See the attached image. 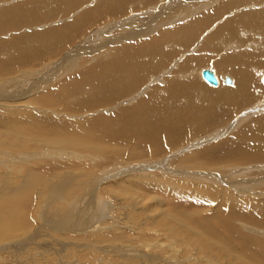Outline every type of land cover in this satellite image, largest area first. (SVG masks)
<instances>
[{
	"label": "rangeland",
	"instance_id": "1",
	"mask_svg": "<svg viewBox=\"0 0 264 264\" xmlns=\"http://www.w3.org/2000/svg\"><path fill=\"white\" fill-rule=\"evenodd\" d=\"M100 1L82 0L75 5L69 0H0V12L22 8L19 17L0 23V51L13 41H23L0 53L2 66L8 68L10 62H14L10 72L0 75V117L21 119L35 126L36 120L42 118L43 125H52L60 132H75L73 127L81 132L79 136L76 133L64 135L63 145L56 147L49 146L56 136L19 134L11 137L4 132L7 136L0 140V218L5 216L6 219L15 200L26 198L31 222L17 236L9 237L4 232L8 235L0 237V264L264 263L247 255L241 240L243 235L264 241V217L252 214V220L245 221L239 207L228 201L230 198L247 199L251 201L248 208L254 209L257 202L264 205V83L259 78V71L264 72V37L262 42H257L249 35L251 29L243 27V32L236 34V41L222 35L223 38L213 40L203 37L221 31V26L234 19L232 17L250 14L248 10H264V3L255 6L246 0L223 11L221 15L225 16L203 22L204 28L198 31L192 45L166 43L159 48L158 55L143 56L138 60L140 65L157 70L146 74V78L126 94L117 96V92L110 98L91 99L98 107L94 110L81 104L88 96L65 97L64 89L60 94L61 102L54 107H44L42 100L52 98L48 96L68 82L81 84L82 90L89 91L90 86L81 76L111 65L119 53L130 56L135 48L149 44L163 33L198 24L203 17L232 6L236 0H123L109 5H102ZM124 1L127 4L120 3ZM175 3H184L187 7L182 14L184 22L178 24L176 20L174 25H162L168 9L162 6L171 7ZM194 9L197 10L192 13ZM16 20L21 23L16 24ZM33 21L38 23L28 26ZM7 23L16 25L8 28ZM20 26L22 28L14 30ZM59 34L64 37L57 38ZM53 38L60 39L62 47L40 43ZM236 43L243 47L239 57L247 53L254 55L250 65L242 62L244 66L237 69L240 71L243 67L247 80L241 78V72L237 76L225 75L233 77L236 83L238 80L241 88L245 81L249 82L248 96H242L246 101L236 107L232 115L207 126L196 122L171 125L181 136L176 145L161 140L144 149L138 144L145 140L143 135L120 130V121L127 118L122 110L146 100L152 87L160 86L163 90L175 80L174 73L186 62H190L191 75L183 79L182 84L192 85L190 103L184 97L178 102L162 101L157 105L169 107L171 115L175 109L184 112L190 108L196 115L209 119L208 112L215 107V104L211 106V99L232 95L236 90H232L234 86L226 88L223 84L214 89L201 78L200 72L214 69L220 76L222 59L235 52ZM23 47L25 52L16 56L15 52ZM53 48L57 53L41 60ZM193 48L201 50L200 53L191 54ZM170 51L178 55L164 63L162 55ZM37 52L40 54L34 56ZM27 56L34 57L25 58ZM21 59L32 62L22 65ZM199 59H204L205 63ZM165 71H169V75L159 82L164 80L166 86L161 84L163 82H151L153 76L161 77ZM158 93L160 95L154 99H163L165 95ZM38 98L41 100L37 101ZM216 103L219 113L226 112L223 102ZM220 105L224 109L219 108ZM25 116L30 117L31 122ZM104 124L110 128L104 130L103 136L118 133L131 141L119 147L81 140L96 135L93 126ZM156 132L166 136L162 127ZM235 139L234 149L243 148L252 161L245 162L244 154L226 147ZM68 142H77L82 147H70ZM217 146L231 151L232 155L241 154L242 161L222 160L224 152L213 153ZM144 150V157L138 156ZM206 153L210 158L201 156ZM121 156L124 159L120 162ZM110 157L116 160H109ZM204 174L207 178L202 177ZM61 186L66 187L62 192ZM27 191H30L28 195ZM93 192L97 194L95 197ZM90 204L95 211H102V218L98 216L96 221H88L92 224L86 225V229L82 225L67 226L68 229L66 225L63 228L46 223L47 218L54 216L48 221L61 222L59 216L64 211L68 213L72 205L82 209Z\"/></svg>",
	"mask_w": 264,
	"mask_h": 264
},
{
	"label": "bare ground",
	"instance_id": "2",
	"mask_svg": "<svg viewBox=\"0 0 264 264\" xmlns=\"http://www.w3.org/2000/svg\"><path fill=\"white\" fill-rule=\"evenodd\" d=\"M39 1H44V0H39ZM53 2H58V1H68V0H50ZM72 3H74L75 5L78 3H81L82 0H69ZM117 1H123V0H102L100 2H103L102 5H109V3H113L116 4ZM127 2L130 0H126ZM164 1V0H163ZM176 1V0H173ZM172 1V2H173ZM246 2V0H236L235 3L231 6H226L223 7L219 10H217L214 13H211L205 17H203L198 24H191L187 27H182V28H176V29H172L166 33H163L160 38L157 39H152L151 42L145 46H141L138 48L134 49V54L130 53V56L128 55H123L122 53H119L116 60L109 66H105L99 69H95L94 71H87L86 74L82 75V80L85 84H88L90 86V90H82L81 89V84H72L70 85V82H68L65 86L61 87L59 89V91L57 92V90L53 91V95H49L48 97H52V98H45L42 100V105L44 107H54L56 104H58L59 102H61V98H60V94L61 91L64 89L63 91V95L65 97H70L72 94L73 95H78V94H83L85 96H88L87 101L81 103L84 105H88V110H94L96 108H98L94 102H92L91 99L94 98H103L104 96L106 97H113L115 93H117V96L119 94H126L129 91L135 89V87L137 86L138 83H141V81L146 78L144 77L146 74L151 73V71H156L157 68H150V67H145L140 65L139 63V59L143 58V56L148 55L149 57H154L156 55L159 54L160 51V47L163 46L166 43H171L172 45L175 44H180L181 46L184 47H188L189 45H192L193 43V39L194 37L199 33V30H202L204 28V25H202L203 22H207L210 20H214V19H218L220 17H223L225 15H221V13L225 10H228L230 8H235L237 7L239 4ZM123 5L127 4L125 1L124 2H120ZM249 4L252 5H262V3H264V0H249L248 1ZM121 5V4H120ZM169 5V4H168ZM167 4H165L163 7V9L165 10V8L167 7L168 9L166 10L165 14L162 13V15L164 17H166V21L165 24L162 25H167L168 23L174 25V21L179 20L178 24L184 22L185 17L182 16V14L186 13L187 7L184 5V3H175L173 4V6L168 7ZM161 7V8H162ZM114 8V7H113ZM123 8V7H122ZM124 10V9H123ZM197 9H194L192 11V13H194ZM22 8H18V9H12V10H4L3 12H0V23H4L7 22L8 19H15L16 17H19L21 14ZM119 11V10H118ZM123 12V11H122ZM248 12L250 14H246V15H239L236 17H232L234 19H230L226 24L221 26V31H214L213 34H209V36H203L204 39L205 38H209L211 40L216 38H223L222 36H227V37H232L235 38L234 41L237 40V36L236 34L243 32L242 28L243 27L245 30L247 29H251V33H249V35L252 36V39L254 38L257 42H262L263 37H264V10H248ZM117 13V12H116ZM161 15V16H162ZM17 23L16 24H20V22H18L19 20H16ZM38 22L33 21L32 23H30L28 26H32L33 24H36ZM214 23V22H213ZM211 23V24H213ZM11 25L9 23H7L5 26H8V28L15 26ZM210 24V25H211ZM124 25V23L122 24ZM34 26V25H33ZM4 29H6V27H3ZM7 28V29H8ZM20 27H15L14 30H19ZM190 30H194L197 33H190ZM228 32V33H227ZM60 35V34H59ZM57 35V38H62L64 36L62 35ZM222 35V36H221ZM245 37H247L246 34H244ZM135 37V36H134ZM138 37V36H137ZM202 37V38H203ZM56 38H53V40H49L46 42H42L40 41L41 44H53L57 47H62L63 44L59 43L58 40L60 41V39H57V41H55ZM66 39V38H65ZM64 39V40H65ZM134 41V38H132ZM130 40V39H129ZM126 40V41H129ZM23 42V41H21ZM21 42L18 41H13L12 44L10 45H20ZM10 45H5L3 46L2 50L0 51V53H5L6 50L9 48ZM55 47V48H57ZM235 52L228 58H223L222 59V68L219 67V70L221 71L219 73L220 76L217 75L216 71H213L214 69H204V70H210L212 71L216 77L217 80H219V84L216 86H212L210 83L207 82L208 85H210L212 88H218L221 86V84H223L224 87L227 88L228 85H226V78L224 77H229L228 79L231 80V87L234 86L232 90H236L235 92L232 93V95H228V96H224V95H220L217 96L215 99H211V106L214 105L215 107L212 108L208 113L210 118L209 119H203L202 115L198 116L195 113H193V111L189 108L188 110L182 112L178 109H175L173 111V114H170V108H165V107H158V103L162 102V101H180L181 98H186L187 101L190 103V91L192 90V85L190 83H183L182 84V80L186 79V77L191 75V67H190V62H186L183 64V66H181L179 68L178 71H176L174 73V81L173 82H169V85H167V87H165L163 90L159 89L160 86H156V87H152L149 91V96L146 98V100H142V102L138 103L135 106H132L128 109H123V115H126L127 118H124L123 120L120 121V130H125L127 131L130 135H143L145 137L144 141H138V144L140 147L146 149L147 146L151 145V144H158L161 140H165L168 144L171 145H176L179 142L180 139V135L177 134L176 130H173L171 128L172 126H175L177 122L180 123H199L200 125L202 124L203 126H207L209 124H217L218 122L222 121L226 116L228 115H232L233 114V110L242 105L246 99L242 98V96H248V81H245L244 85H242V88L238 85V80L236 83V80H233V77L229 76H225L226 74H231L232 76H237L238 73L241 72V78L246 79V73L243 71V67L241 68L240 71H238L237 69L239 67H241V65H243L242 62L247 63V65H250L252 62V55L251 53H247L244 55H241L242 57H239L238 53L243 49L242 44H235ZM55 48L47 51L42 57L41 60H45L48 57L53 56L55 53H57L55 51ZM6 49V50H5ZM24 47L20 50H18L16 53V56H19L21 53L25 52V50H23ZM194 49V48H193ZM5 50V51H4ZM201 51V50H199ZM196 48L193 50L194 53L191 54H198L199 52ZM254 52V51H252ZM200 53V52H199ZM40 53L37 52L36 55H39ZM48 54V55H47ZM178 55V52H167L166 54L162 55V61H164V63H167L168 61L174 59L176 56ZM34 56H27L25 58L28 57H34ZM17 61V60H16ZM15 61V63H16ZM199 61L201 63H205L204 59H199ZM32 61L29 60H20V64L22 65H27L30 64ZM11 63V64H10ZM8 68H6V66H2V64H0V75H3L7 72H10L12 69V67L14 66V62H10ZM177 65V64H175ZM244 66V65H243ZM245 67H247L245 65ZM170 70V69H168ZM202 70L200 72V76L203 79ZM236 74H235V73ZM167 73V74H166ZM169 75V71H165L163 75H161V77H156L153 76V78L151 79L152 83H157L159 82V80H162L164 76ZM259 78L260 80H262V82L264 83V72H260L259 71ZM236 78V77H235ZM134 80L135 83H133L132 81ZM204 80V79H203ZM247 80V79H246ZM249 80V79H248ZM71 81V80H70ZM163 82V83H161ZM159 83L165 85L164 80L161 81ZM70 85V87H69ZM165 85V86H166ZM162 86V85H161ZM68 87V88H67ZM164 87V86H163ZM150 88V86L148 87ZM144 89V88H143ZM142 89V90H143ZM196 89H200V87H196ZM232 90H226V91H232ZM158 91H161L165 96L163 97V99H154L155 97L159 96L160 94L158 93ZM146 97V96H145ZM138 98V97H137ZM12 100L15 98H11ZM10 98H6V100H11ZM5 100V99H4ZM5 100V101H6ZM41 98H38L37 101H40ZM136 100V99H134ZM220 100V102H223L221 104H223L224 106L222 107H226V109L222 108L221 105L219 108L224 109L226 112H222L219 113L218 112V106L216 101ZM15 102V101H14ZM136 102V101H135ZM152 103H156V104H152ZM126 104V103H125ZM128 104V103H127ZM130 104V103H129ZM223 111V110H222ZM250 113V112H249ZM249 113L247 115H249ZM253 113V112H252ZM257 113V112H254ZM28 122H31V118L28 116H25ZM117 123V122H116ZM125 127V128H124ZM162 127L163 130H165L166 132V136L163 137L161 134L157 133L156 130ZM93 130L96 132V135L94 136H90L88 138H83L81 139L84 142H93L96 144H102L104 142L109 143L112 146H121L124 144H127L131 141V139L129 137H124L122 135L118 136V133L113 134L116 136H111L109 135L103 136L104 130L106 128H110V126L108 124H104V125H96L92 127ZM73 129L75 130V132H60V129L56 130L54 126H47V125H43V119L39 118L36 120V126L35 125H30L28 123H26L25 121L21 120V119H8V118H1L0 117V140H3L7 135L11 136V137H17L19 136V134H26V135H37V136H56L55 139H53V143L49 144V146H62L63 145V141L62 138L64 135H76L79 136L81 134V132L79 131V129L77 127H73ZM4 132H8V134H4ZM93 135V133H92ZM106 136V137H105ZM240 142H243V139L239 140ZM237 140L235 139L233 141V143H227L226 147L229 148L231 151L234 149L235 145H236ZM68 145L70 147H75V148H81L82 146H80L77 142H68ZM9 147V146H7ZM11 148V147H9ZM112 150V149H111ZM145 151L141 152L138 156L140 157H144L145 155ZM231 151H226L224 150V148H215L213 150L214 154H218L221 152H224L225 155L222 156V160L225 161H242L243 157L241 154H231ZM232 152H237V153H242L245 155V162H250L252 161L251 158H249L243 151V148H236L234 149V151ZM158 153H160V151H158ZM51 154V153H50ZM201 156H204L206 158H210V155L208 153L206 154H202ZM109 160H116V158L114 157H110L108 158ZM124 158L121 156L120 157V162L123 160ZM204 160V159H203ZM118 163V162H116ZM138 169V168H137ZM137 169H135L137 171ZM151 170V168H150ZM176 175V174H175ZM203 178H207V175H202ZM33 182V181H32ZM30 186H28L29 188ZM91 187V186H90ZM66 188L65 186H61L60 192H62V189ZM58 189V190H59ZM66 190V189H65ZM70 190V189H69ZM249 192V191H248ZM30 193V191H27V195ZM56 195V193H55ZM97 194H95V192H93V197H95ZM25 194H24V198H25ZM229 202H231L232 206L237 205L240 209V213L242 214V217H244L245 221H251L252 220V214L254 215H260L264 217V205L262 203L257 202L255 204V208H248L251 204L250 200L247 199H243V198H230L228 200ZM99 206V205H97ZM28 206H27V201L26 198L21 200V199H17L15 200V205H13V210L9 211V213H7L6 215V219L5 216L0 218V237H6L9 234V237H13V236H17V233L20 232L21 230H26L27 228V224L31 222V220L28 217L27 214V210H28ZM1 210H4L3 208ZM67 211L62 212L61 216H59L58 219H60V217H62V221L61 222H54V221H48L51 220L52 218L54 219V217H50L51 219L47 218V224L50 226H58V227H63L64 225H66L65 227H73L74 225H78L79 226H84V229L86 225H90L92 223H89L88 221H96L99 218H102V211L97 209V211H95L93 209L92 204H90V206H85L82 209L77 208L76 206L72 205L70 207V210L68 213H66ZM61 213V212H60ZM59 213V214H60ZM49 217V216H48ZM5 219V221H4ZM52 219V220H53ZM201 219V218H198ZM202 220V219H201ZM4 221V223L2 224V222ZM55 221H57L55 219ZM194 222V221H193ZM59 225H56L58 224ZM55 224V225H54ZM226 224V223H225ZM67 227V228H68ZM64 228V227H63ZM66 228V230H67ZM76 228V227H73ZM69 229V228H68ZM4 232H7L8 234H5ZM257 234H261L260 232L256 231ZM241 240L243 241L242 245L244 248V251L247 255H250L251 258L254 259H258L260 261L264 262V241L262 240H258L257 239H251L250 237H246V236H241ZM261 241V242H259ZM25 243V241L23 242ZM260 243V244H259ZM250 258V259H251ZM247 259V258H246ZM256 262H258L257 260H255ZM264 264V263H261Z\"/></svg>",
	"mask_w": 264,
	"mask_h": 264
},
{
	"label": "water",
	"instance_id": "3",
	"mask_svg": "<svg viewBox=\"0 0 264 264\" xmlns=\"http://www.w3.org/2000/svg\"><path fill=\"white\" fill-rule=\"evenodd\" d=\"M203 79L210 83L212 86H216L219 84V80H217L216 75L210 70H204L202 73ZM226 84L231 85V80L226 78Z\"/></svg>",
	"mask_w": 264,
	"mask_h": 264
}]
</instances>
